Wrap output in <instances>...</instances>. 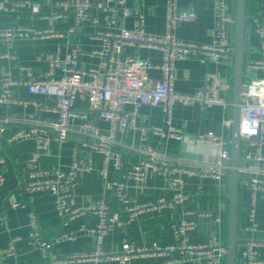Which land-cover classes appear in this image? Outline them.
<instances>
[{
	"label": "crops",
	"instance_id": "crops-1",
	"mask_svg": "<svg viewBox=\"0 0 264 264\" xmlns=\"http://www.w3.org/2000/svg\"><path fill=\"white\" fill-rule=\"evenodd\" d=\"M21 2L26 0H9ZM41 5V11L36 13L29 9H1L0 10V77L3 72H8L18 84L13 87L14 100H37L49 111L36 112L32 104L27 106L18 102L0 103V120H2L6 132L12 133L26 126L25 121L33 116L54 121L57 114L51 111L55 101L53 96L30 94L26 82L31 76L41 77L49 70L47 53L57 52L62 63H66V57L79 48L81 53L77 57L78 69L98 67L102 58L94 54V51L103 48L102 35L99 33H117L123 27L131 29L134 26V16L124 18L120 13L114 25H109L105 14L97 8L90 10V20L76 23L72 11L64 12L56 5L57 0H32ZM96 1V0H92ZM237 0H226L227 12L235 19ZM214 0H178L181 12L193 14L188 22H181L176 28V36L179 40L199 45L211 44L215 32V17L213 10ZM127 5L139 10L144 15V29L150 35H163L166 32V0H129ZM245 13V66L243 69V81L247 85L253 80H264V68L255 69L254 63H264V51L261 38L256 29L258 25L264 26V0H246ZM62 14L60 20L47 18V15ZM54 30L55 34L47 36L20 35L16 33L10 46L7 30ZM226 43L231 48L227 56L214 61L206 53L190 56L185 60L176 62V74L173 80V88L181 93H194L206 84V76L209 72H216L222 79L223 87L221 96L226 105H214L202 109L199 105L184 106L177 104L172 110L170 124L162 105H141L134 114V123L128 130L117 137L114 149L121 154V168L118 170L114 162L104 163L101 153L90 148L86 144L93 141L89 135L79 132L81 118H72L70 121L71 132L68 140L58 142L51 140L48 149L40 156L39 165L49 171L46 178L53 176L54 171L69 172L71 170L73 152L77 148L81 158H90L94 169L91 172L77 171L74 178L75 185L70 188L73 194V208H83L97 201H104L113 209H120L113 189L109 186L114 180L125 184L124 192L130 206H145L130 222L123 226L114 227L105 235L103 252L106 255H116L122 251L125 241L135 246H149L153 242L161 245L175 243L172 229L174 221L182 218L193 220L196 227L188 230L189 243L200 244L207 242L215 231L228 232L229 199L227 179L218 180L212 176L201 174H185L175 172L176 167L198 168L203 163L214 162L216 152L210 145H197L189 138L204 132H214L224 137L230 143L232 126L225 124L227 119L233 120L234 113V57L231 54L235 48V21L226 24ZM10 54L12 56L7 55ZM121 58L128 56L148 60L154 64H160L163 60V52L159 48L142 47L138 44L124 45ZM56 77L62 76L60 70L56 71ZM153 78L161 79L159 70H152ZM73 108L88 114V120L95 123L103 133L109 129V122L97 118L89 112V102L86 98L77 97ZM125 110L134 112L132 105H127ZM182 130L185 138L182 141L159 135H145L140 130L159 127L167 130L169 126ZM148 144L153 150L164 154L171 165V174L180 176L183 180V192L186 199L176 204L173 208L168 205H156L158 200L172 202L178 190L169 185L166 176L155 168H150L145 181L138 182L128 176V172L135 164L143 159L141 148ZM37 150L33 139H24L12 143L0 139V173L5 181L0 188V214L7 217V226L0 223V250L9 246L11 240H16V254L10 258L11 264H40L42 259L29 244V219L33 210L38 217L43 236L53 244L52 255L58 260L57 264H118L115 259L100 257L95 260L90 257L86 260H67L68 256L75 254H94L96 252V237L92 229L96 227L99 218L93 214L77 216L74 219L63 222L55 207V198L48 189L28 190L26 184L33 180L30 176L31 168L27 161ZM242 154L252 152L247 141L242 142ZM261 153L264 156V145ZM106 168V177L100 175V171ZM10 196L23 203V206L13 207L8 200ZM255 207L256 220L259 230L254 234L246 233L242 227L248 224V212ZM124 211V210H122ZM120 211L122 220L127 218V213ZM208 217L209 220H203ZM221 218L218 223L217 218ZM219 224V228L215 227ZM83 226L87 228L81 230ZM74 231L73 239L57 240L61 234ZM238 233L244 237L256 238L262 241L257 246L259 257L264 260V191H257L255 203L252 204V193L249 187L240 180L239 204H238ZM225 240V239H224ZM245 241L238 244V251ZM174 256H140L133 258L131 264H168ZM170 264H200L194 254L180 256ZM237 264H242L237 258Z\"/></svg>",
	"mask_w": 264,
	"mask_h": 264
},
{
	"label": "built area",
	"instance_id": "built-area-1",
	"mask_svg": "<svg viewBox=\"0 0 264 264\" xmlns=\"http://www.w3.org/2000/svg\"><path fill=\"white\" fill-rule=\"evenodd\" d=\"M129 0H57L56 5L64 12L72 11L77 24L90 20L97 21L90 16V10L97 8L105 14L109 25H114L121 13L124 18L134 16V26L131 29L121 28L117 33L105 32L102 35L103 48L93 53L102 58L98 67L89 69H78L76 67L77 57L81 53L79 48L73 50L66 57L63 64L57 52H49L46 58L49 62V70L41 77L31 76L25 83L30 94L53 96L55 104L51 111L57 114L54 121L41 120L33 114L25 121V125L19 130L7 133L3 121L0 120V139L12 143L24 139H33L36 142L37 150L28 159L27 164L31 168L30 176L32 181L25 186L28 190L48 189L55 198L57 213L64 223L80 215L93 214L99 218V222L92 229L96 237V252L94 254H73L66 257L67 260H86L90 257L99 260L100 257L115 259L118 264H131L133 258L140 256H174L177 258L185 254H194L200 264H226L227 241L224 240L220 231L211 234L207 242L191 244L187 237L188 230L196 227V222L186 218L174 221L172 229L175 243L161 245L153 242L149 246L138 247L129 241H125L122 251L116 255H106L103 252V242L105 235L116 226H123L133 220L136 214L145 206H130L129 200L124 192L125 184L119 180L109 183L113 189L115 198L120 209H113L104 201L94 202L83 208H73L74 198L70 188L74 183L77 171L91 172L93 162L90 158H81L79 150L73 152L71 170L67 173L54 171L53 176L46 178L49 171L39 165L40 156L48 149L51 140L65 142L71 132L70 121L72 118H81L83 121L79 126V132L89 135L93 141L86 144L90 148L101 153L104 163L114 162L116 169L121 168V154L114 149L117 137L130 128L134 123V114L137 109L144 104L162 105L167 115L168 123L172 119V110L177 104L184 106L199 105L202 109L214 105H226V101L221 96L223 87L222 79L216 72H209L206 76V84L194 93H181L173 88V80L176 74V62L185 60L190 56L206 53L214 61L231 52V48L226 43V24L232 23L235 19L227 12L226 0H214L213 10L215 17V32L211 44L199 45L195 43L179 40L176 36V28L181 22H188L193 14L181 12L178 7V0H166V32L163 35H150L144 29V15L139 11L130 8ZM29 9L33 12H40L41 5L32 0L21 2H10L0 0L1 9ZM47 18L60 20L64 15H47ZM261 38L262 50L264 51V26L258 25L256 29ZM17 34L35 36H47L55 34V31L43 30L34 31L26 29L7 30L10 46ZM138 44L142 47L159 48L163 52V60L160 64H154L148 60L134 58L131 56L121 58L124 45ZM8 56H12L7 53ZM255 69L264 68V63H254ZM60 70L62 76L57 78L56 71ZM152 70L161 71L162 78L156 79L150 75ZM18 84L13 80L8 72H3L0 77V103L18 102L25 106L32 104L36 112L40 110L49 111L37 100H14L13 87ZM77 97L86 98L89 102V112L94 113L97 118L109 122L110 126L106 133L93 122H90L88 114L77 111L73 108L74 100ZM127 105L135 108L134 112L125 110ZM225 124L232 126V120L227 119ZM140 130L145 135H159L174 138L182 141L185 138L181 129L169 126L167 130L159 127L146 128L142 126ZM240 135L252 148V152L245 155L253 163L244 164L240 168L241 181L244 182L252 193V204L255 203L257 191H264V156L261 153L264 145V80H253L247 84V91L243 94L241 103ZM197 145H210L214 147L216 159L214 162L203 163L198 168L176 167L175 172L185 174H201L202 176H212L218 180L227 179L230 170V143L224 137L214 132H204L189 138ZM143 159L135 164L128 172V176L135 181L143 182L147 177L148 170L155 168L166 176L169 185L175 187L178 192L172 202L163 199L158 200L156 205H168L173 208L176 204L182 203L186 197L182 190L183 180L180 176L171 174V165L168 158L153 150L145 144L141 150ZM4 160L0 159V163ZM106 168L100 171L102 177H106ZM5 178L0 173V188L4 185ZM13 207L23 206V203L10 196L8 200ZM124 210V211H122ZM120 211L127 213V218L122 220ZM29 244L37 250L42 262L40 264H57L58 260L52 255V242L43 236L37 214L32 210L29 214ZM221 222V218L216 220ZM0 223L7 226V217L0 214ZM83 226L81 230L86 229ZM242 230L249 234L258 232V222L256 220V209L252 207L248 212V224ZM76 232L63 233L57 240L73 239ZM16 240H11L8 247L0 250V264H11L10 258L16 254ZM259 242L253 240L246 241L238 251L242 264H264V260L259 257L257 246ZM237 255V258H238ZM170 259V264L174 260Z\"/></svg>",
	"mask_w": 264,
	"mask_h": 264
},
{
	"label": "water",
	"instance_id": "water-1",
	"mask_svg": "<svg viewBox=\"0 0 264 264\" xmlns=\"http://www.w3.org/2000/svg\"><path fill=\"white\" fill-rule=\"evenodd\" d=\"M245 1L237 0L235 13V48L231 53L234 57V113L232 120V136L230 139V170L227 175L228 182V199H229V216H228V232H227V257L226 264H237L238 244L243 241L253 240L255 242L262 241L256 238L244 237L238 233V204H239V186H240V168L244 164L253 163L242 154V142L244 138L240 135L241 122V103L243 94L247 91V85L243 81V69L245 66V21L247 15L245 13ZM203 220H209L205 217ZM218 229L219 224L215 223Z\"/></svg>",
	"mask_w": 264,
	"mask_h": 264
},
{
	"label": "rangeland",
	"instance_id": "rangeland-1",
	"mask_svg": "<svg viewBox=\"0 0 264 264\" xmlns=\"http://www.w3.org/2000/svg\"><path fill=\"white\" fill-rule=\"evenodd\" d=\"M220 234L222 235V237L225 239V241H226V234L224 235V232L221 230L220 231Z\"/></svg>",
	"mask_w": 264,
	"mask_h": 264
}]
</instances>
